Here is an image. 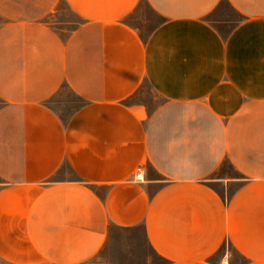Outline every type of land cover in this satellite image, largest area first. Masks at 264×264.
I'll use <instances>...</instances> for the list:
<instances>
[{
    "label": "crops",
    "instance_id": "crops-1",
    "mask_svg": "<svg viewBox=\"0 0 264 264\" xmlns=\"http://www.w3.org/2000/svg\"><path fill=\"white\" fill-rule=\"evenodd\" d=\"M138 230L163 264H264V0H0V264Z\"/></svg>",
    "mask_w": 264,
    "mask_h": 264
},
{
    "label": "rangeland",
    "instance_id": "rangeland-1",
    "mask_svg": "<svg viewBox=\"0 0 264 264\" xmlns=\"http://www.w3.org/2000/svg\"><path fill=\"white\" fill-rule=\"evenodd\" d=\"M143 7L146 6L143 4ZM215 15H211V18H215ZM145 21V20H144ZM141 23L139 22V25ZM67 92V91H66ZM142 96L146 101H150L152 104L160 103L161 97H158L152 89L145 83L142 90ZM127 235L124 232H115L101 255L97 256L95 260L87 264H163L161 259L156 257L148 258L145 256L146 248L141 249L133 245L135 241H142V232L138 230L134 234Z\"/></svg>",
    "mask_w": 264,
    "mask_h": 264
},
{
    "label": "built area",
    "instance_id": "built-area-1",
    "mask_svg": "<svg viewBox=\"0 0 264 264\" xmlns=\"http://www.w3.org/2000/svg\"><path fill=\"white\" fill-rule=\"evenodd\" d=\"M134 177L136 180H143L144 179V170L142 167H138L135 174H134Z\"/></svg>",
    "mask_w": 264,
    "mask_h": 264
}]
</instances>
